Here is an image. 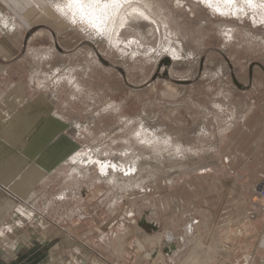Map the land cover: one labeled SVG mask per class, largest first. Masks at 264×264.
<instances>
[{
    "label": "rangeland",
    "instance_id": "rangeland-1",
    "mask_svg": "<svg viewBox=\"0 0 264 264\" xmlns=\"http://www.w3.org/2000/svg\"><path fill=\"white\" fill-rule=\"evenodd\" d=\"M31 1L42 16L45 9L40 5L45 4L48 16L56 13L57 21L32 25L34 30L17 51H22L20 56L12 40L5 42L7 57L14 62L3 84L24 82L31 100L46 95L56 111L49 104L37 105L35 117L26 123L10 122L3 113L1 127L7 126L13 140H20L34 133L38 120L52 118L60 124L61 118L76 152L41 184L29 206L76 235L86 236L94 227L102 232L104 226L106 233L125 237L127 248L148 259L159 250L144 249L140 234L149 235L139 227L142 220L157 224L155 235L162 238L169 221L177 227L172 232L181 235V221L196 219L199 225L206 220V210H215L208 213L211 218L230 216L228 220L237 223L224 229L217 223L213 233L205 228L211 231L213 248L205 254L215 252L223 264H248L260 229L252 230L247 223L264 218L257 187L242 190L244 198L218 196L229 187L208 177L225 179L237 189L225 164L227 137L253 110L264 107V0H255V9L235 0L225 12L215 6L224 4L222 0H121L118 20L113 18L119 24L102 41L85 20L69 23L56 12L51 4L55 0ZM16 23L15 32H21ZM10 143L0 136V144ZM97 152L103 160L95 157ZM76 156L85 162L80 172L71 164ZM132 163L147 179L146 188L126 190L128 178L134 177L124 174ZM104 167L121 175L117 179L111 172L103 174ZM197 188L202 190L199 196ZM3 198L9 208L15 206ZM191 206L203 213L191 212ZM220 206L227 208L221 212L216 209ZM231 207L240 212L229 213ZM228 241L234 242L239 261L216 254Z\"/></svg>",
    "mask_w": 264,
    "mask_h": 264
},
{
    "label": "crops",
    "instance_id": "crops-1",
    "mask_svg": "<svg viewBox=\"0 0 264 264\" xmlns=\"http://www.w3.org/2000/svg\"><path fill=\"white\" fill-rule=\"evenodd\" d=\"M0 10L15 19L22 28L21 32L17 30L11 35L4 33L3 28L0 29V136L3 140L11 142L0 144V200L2 199L0 201L2 203L0 204V264H223V261L216 257L215 252L210 253L214 257L205 254L207 249L213 250L210 240L212 235H209L211 231L208 233L205 228H211L213 233L217 223L224 229L235 226L233 224L237 222L232 218L228 220L230 216L216 219V215H213L211 218L208 213L213 214L215 210H206L208 211L205 212L206 220H202L199 225L196 219L192 223H188L189 220L181 221L179 227L181 235L172 232L177 228L172 220L167 224L168 232L162 238H157L155 233L158 232L149 234L144 230L149 236L139 233L140 240L146 244L144 249L159 250L158 253L151 254L148 259L134 248H127L123 242L125 237L120 238L106 233L107 229L105 230L104 226L101 227L102 232L94 231V227L90 233H87L88 235L83 237L82 233L80 235L77 232V236L66 226L29 206L32 195L41 184H44L65 159L76 152V144L64 133L68 127L67 122L61 118H59L60 124L55 123L52 118L47 121L38 120L39 124L34 125V133H27V138L24 140L23 138L13 140L11 133L6 130L7 126L1 127L4 123V118L1 116L3 113L7 114L10 122L16 119L26 123L29 118L35 117L33 109L37 105L49 104L52 112L56 111L46 95L31 100L24 82L14 85L3 84L14 62L7 57L5 42L12 40L14 42L12 47L16 50L15 55L20 56L22 51L19 53L17 51L21 49L25 37L28 38L34 30H31L32 25L57 21L58 16L53 12L46 19L47 16H42L41 9L31 0H0ZM18 99L21 101L15 102ZM50 138L52 141H49ZM226 144L229 148L225 153V164L237 189L233 191L230 183L225 179H218L215 176L208 178L213 183H221L222 188L229 187L223 189L224 191L221 190L218 196L232 194L244 198L242 190L258 187L264 178V107L256 108L242 122L236 124L229 132ZM14 154L15 159H13ZM186 191L189 193V189L186 188ZM200 191L202 192L197 188L198 196L201 195ZM256 193H258L257 189ZM3 197L14 202L15 206L9 208L8 202L4 201ZM258 199L256 200L259 201ZM190 208L195 214L203 213L199 207ZM224 208L227 207L220 206L216 209L222 212ZM236 209L234 211L235 208H229V213L238 214L240 210ZM260 210L255 206L257 214ZM224 218L225 220H221ZM253 219V221L249 219L250 223L247 224L252 230L260 229V231L248 254L250 258L247 256L246 258L249 260L248 264H264V218L257 216ZM187 224L190 225L186 228ZM187 229L192 232L191 235H187ZM193 234L196 236H192ZM168 235L172 237L171 241L168 240ZM232 243L234 242L225 243V247L220 251L215 250L219 252L216 254L227 258L231 256L233 260L239 261V253L234 251ZM162 244L167 248H174L168 250L166 254L161 249ZM187 246L192 247V250L189 248L185 251L183 248Z\"/></svg>",
    "mask_w": 264,
    "mask_h": 264
},
{
    "label": "bare ground",
    "instance_id": "bare-ground-1",
    "mask_svg": "<svg viewBox=\"0 0 264 264\" xmlns=\"http://www.w3.org/2000/svg\"><path fill=\"white\" fill-rule=\"evenodd\" d=\"M51 2L53 0H50ZM56 1V0H55ZM54 1V2H55ZM61 1V2H60ZM128 1V0H127ZM207 1V0H206ZM212 1V0H211ZM215 1V0H214ZM235 0H232V2H228V0L226 1H223L224 4L222 3L221 5H219V2L216 6V8L218 10H221L223 12H225V9L228 10L229 8L227 7L228 5H231ZM237 1H240V0H237ZM236 1V2H237ZM242 2H245L247 5L251 6L252 8L256 7V2L255 0H252V3L249 4L246 2V0H241ZM49 2V0H48ZM52 2L51 4L53 9L58 12L60 15H63V17L70 23L73 21V23L75 22L74 19H80V20H85L86 23H88V26L92 28V31L93 33L95 34V37L97 38L98 41H102L104 39V37H108L109 35H111L112 31H114L113 29H115L117 27V21L116 23L114 24L113 21H115V19L113 18H117L118 20V17H115L116 12L121 8V6L119 5L116 6V5H112L110 0H100L99 3H94L92 2V0H82V10L81 8H78L77 6L73 5L72 7H68L69 3H70V0H58V2ZM125 2V0L123 1ZM131 2V1H130ZM210 3V2H209ZM214 3V2H213ZM217 3V2H216ZM243 3V4H245ZM121 4V3H120ZM124 4V3H123ZM127 4V3H126ZM263 4V3H262ZM238 5V4H237ZM236 5V6H237ZM261 5V4H260ZM43 9V13L45 16L49 17L48 16V13H47V10H46V7H45V4L44 6L43 5H40ZM131 6V5H130ZM213 6V5H211ZM258 6V4H257ZM119 8V9H118ZM125 8V7H124ZM139 8V7H138ZM138 8H135L133 10H138ZM228 8V9H227ZM257 8V7H256ZM130 9V8H129ZM243 9V8H242ZM260 9V8H259ZM121 10V9H120ZM123 11V10H122ZM140 11V10H138ZM226 12H229V11H226ZM261 12V11H260ZM3 12H1L0 10V29L3 28V30L6 32L8 31V34H14L15 30L17 29V23L15 24V20L11 19L9 16H4L2 14ZM119 13V11H118ZM131 13V12H130ZM137 13V12H136ZM140 13V12H139ZM241 14V13H240ZM120 15V14H119ZM123 15V14H122ZM61 18V17H60ZM263 18V17H262ZM80 20H76V22L80 21ZM121 20V19H120ZM123 21H125L124 19H122ZM121 20V21H122ZM122 23V22H121ZM119 26H122L123 24H121ZM72 24V23H71ZM73 26V25H72ZM85 26V25H84ZM117 32V31H116ZM92 34V33H91ZM152 34V33H151ZM104 36V37H103ZM109 39V38H108ZM107 39V40H108ZM106 40V39H105ZM104 40V42H105ZM114 40V39H113ZM112 40V42H113ZM116 40V39H115ZM111 41V40H110ZM115 42V41H114ZM174 51V50H173ZM177 55V54H176ZM35 124H38L37 122ZM75 124V123H74ZM34 131V130H33ZM23 138H27V136L23 137ZM154 138V137H153ZM26 140V139H25ZM155 141V139H154ZM151 143V141H149ZM148 143V142H147ZM149 143V144H150ZM149 144H148V147H149ZM145 145V144H144ZM155 145V144H154ZM153 146V145H152ZM143 147V146H142ZM147 148V147H146ZM144 153V152H143ZM94 155L96 153H93ZM140 155H141V152H140ZM146 156V155H145ZM75 157V156H74ZM77 157V156H76ZM95 157H98L97 159H102L103 160V156L97 152V154L95 155ZM134 157V156H133ZM130 160V159H129ZM132 162V161H130ZM109 163V162H108ZM129 163V162H128ZM139 163V162H138ZM72 166H73V171L74 172H80V170L83 168V166L85 165V162L84 161H81L80 158H75L73 159V163H71ZM92 164V163H91ZM106 165V162L104 163ZM140 164V163H139ZM149 164H152V163H149ZM148 164V165H149ZM131 166L133 165L130 164ZM87 166V165H86ZM122 166V164H121ZM129 166V164H128ZM137 164L134 163V166L130 167V168H126V169H129V174L125 173L124 175L126 177H134V178H128L129 182L128 184L126 185V190H129L134 188L135 190V187H141V188H146L145 186V183H147V179L144 180L142 177H140V173L138 174V169H137ZM127 167V166H126ZM153 167V166H151ZM105 169H103V174H107L109 173L108 175H110V172L113 176H115L117 178V176L119 177V175H121V173L118 171L119 170H116L117 172H115V170H113L114 172L110 171L107 167H104ZM117 168V167H116ZM115 168V169H116ZM150 168V166L148 167ZM108 169V170H107ZM123 169V168H122ZM121 169V170H122ZM125 169V170H126ZM88 170V169H87ZM120 170V171H121ZM124 170V169H123ZM122 170V171H123ZM151 170V169H150ZM83 171V170H82ZM121 171V172H122ZM145 171V170H144ZM124 173V172H123ZM127 174V175H126ZM139 176H138V175ZM134 175V176H133ZM145 175V174H144ZM111 176V175H110ZM142 176V175H141ZM79 177V176H78ZM103 177V176H102ZM105 177V176H104ZM114 177V178H115ZM107 178V177H105ZM104 178V179H105ZM112 178V177H111ZM110 178V180H111ZM115 178V179H116ZM118 179V178H117ZM109 180V179H107ZM121 180V179H120ZM119 183V182H118ZM112 184V183H111ZM130 184V185H129ZM104 185V184H103ZM123 185V184H122ZM129 185V186H128ZM144 185V186H143ZM117 187V186H116ZM140 188V189H141ZM133 190V191H134ZM188 232H190L189 229L186 230V233L188 234ZM172 237L171 236H168V240L171 241Z\"/></svg>",
    "mask_w": 264,
    "mask_h": 264
},
{
    "label": "water",
    "instance_id": "water-1",
    "mask_svg": "<svg viewBox=\"0 0 264 264\" xmlns=\"http://www.w3.org/2000/svg\"><path fill=\"white\" fill-rule=\"evenodd\" d=\"M139 227L143 230H145L147 233L151 234L152 232H157L159 230V226L155 223H151L147 220H142V222H140ZM174 247H169L167 248L165 246L164 248V252L167 254L168 250L171 251Z\"/></svg>",
    "mask_w": 264,
    "mask_h": 264
},
{
    "label": "snow or ice",
    "instance_id": "snow-or-ice-1",
    "mask_svg": "<svg viewBox=\"0 0 264 264\" xmlns=\"http://www.w3.org/2000/svg\"><path fill=\"white\" fill-rule=\"evenodd\" d=\"M92 2L94 3H99L100 0H92ZM112 5H116L119 6L121 3V0H110ZM125 2H127V0H125ZM228 2H232V0H228ZM247 3L251 4L252 0H246ZM73 5L77 6L78 8H81L82 10V0H70V3L68 5V7H72Z\"/></svg>",
    "mask_w": 264,
    "mask_h": 264
},
{
    "label": "built area",
    "instance_id": "built-area-1",
    "mask_svg": "<svg viewBox=\"0 0 264 264\" xmlns=\"http://www.w3.org/2000/svg\"><path fill=\"white\" fill-rule=\"evenodd\" d=\"M257 192H258L257 194H258L259 200L264 203V178L258 185ZM263 208H264V205H263Z\"/></svg>",
    "mask_w": 264,
    "mask_h": 264
}]
</instances>
